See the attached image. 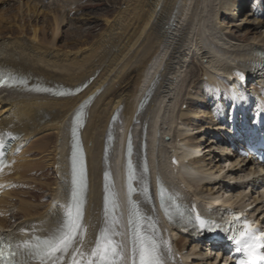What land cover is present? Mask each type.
<instances>
[{
	"label": "bare ground",
	"instance_id": "bare-ground-1",
	"mask_svg": "<svg viewBox=\"0 0 264 264\" xmlns=\"http://www.w3.org/2000/svg\"><path fill=\"white\" fill-rule=\"evenodd\" d=\"M44 1L0 0V67L25 81L0 101V131L13 137V164L0 173V233L22 227L43 238L56 227L70 200L73 116L89 97L80 131L86 170L84 232L79 252L66 256L63 264H72L73 257L86 264L102 229H109L106 234L122 245L123 264H133V206L144 229L155 230L165 264H177L176 254L186 264H210L191 234L169 222L161 204L165 197L171 203L193 199L202 211L208 205L248 208L263 225V171L234 156L216 155V109L195 113L201 106L207 110L204 105L213 99L204 100L201 86L194 85L197 66L187 73L183 68L186 60L197 57L206 65L200 78L207 84L216 77L225 81V74L241 69L248 83L259 85L255 91L264 99V0H252V7L247 0H120L93 41L87 39L93 27L82 40L78 35L84 32L78 29L65 35V47H59L64 37L59 26L73 7H82L80 0H47L48 5L69 8L68 13L60 7L46 9ZM3 4L10 8L1 9ZM223 14L236 19L244 34L225 30L218 22ZM228 83L244 97L245 88ZM61 91L70 95L53 96ZM220 102L226 107L225 100ZM172 158L179 166L171 165ZM55 166L51 185L35 177L44 167ZM9 170L13 172L6 174ZM35 186L48 188L47 206L35 204L34 196L22 189ZM220 187L242 192L226 199L227 191L219 194Z\"/></svg>",
	"mask_w": 264,
	"mask_h": 264
},
{
	"label": "snow or ice",
	"instance_id": "snow-or-ice-1",
	"mask_svg": "<svg viewBox=\"0 0 264 264\" xmlns=\"http://www.w3.org/2000/svg\"><path fill=\"white\" fill-rule=\"evenodd\" d=\"M23 83H25L23 79H17L15 76L9 75L5 78L0 75V87ZM0 147H3L2 143ZM83 187V177L77 178L74 166L70 200L62 210V214L59 215L56 227L45 237L37 236L31 240L25 238L14 241L11 236H0V264H29V261L38 262V264H60L66 256L79 252L84 232L82 224ZM165 214L171 218L167 208ZM179 215L184 218L183 213ZM195 219L203 225L204 221L199 215H196ZM234 219L240 220L239 217ZM129 223L132 233L133 264H137V261L138 264H165V254L155 237V230H145L137 220H130ZM108 231L109 229L101 230L96 245L90 253L91 258L87 259L86 264H123L122 245L112 240L111 236L106 234ZM229 239L236 244V251L244 253L246 259L242 264H264V233L251 228L246 219L243 226L233 229ZM72 264H81V262L73 257Z\"/></svg>",
	"mask_w": 264,
	"mask_h": 264
},
{
	"label": "rangeland",
	"instance_id": "rangeland-1",
	"mask_svg": "<svg viewBox=\"0 0 264 264\" xmlns=\"http://www.w3.org/2000/svg\"><path fill=\"white\" fill-rule=\"evenodd\" d=\"M120 0H80L79 1V3H80V5L82 6L80 9L77 7H73V12L71 13V14H68V17H65L66 19L63 21V24L62 25H60L59 26V32H64L63 33V35H64V37L63 38H61V39H59V47H65V46H67V44H68V42H67V36H65V35H68L67 33H70L72 36L73 35H75L74 33L75 32H77V30L79 29V31H82V32H84V34H80V35H78V37H79V40H82V39H84L83 37L85 36V35H87V33H90L89 32V30L93 27V30L91 31V33H90V35H88L87 36V39H88V41H93V37L94 36H96V35H99L100 34V32L102 31L103 32V30H104V24H103V20H104V18H111V16H112V14L114 13V10H115V8L117 7V2H119ZM247 2H248V4H251L252 6H253V2H252V0H247ZM48 4H51V2L50 1H44V3H43V5H46L47 6V8L46 9H51V7L52 8H59L60 9V11L61 12H66V13H68V11H69V8L67 9H65L64 10V8L62 7V6H59V7H56V5H48ZM3 5H5L6 6V8L7 9H9L10 8V4H3ZM3 5L1 6V9H6L5 8V6L3 7ZM12 5V4H11ZM50 6V7H49ZM251 6V7H252ZM9 7V8H8ZM72 8V7H71ZM105 10H109V13H108V15H106L105 13H103ZM105 14V15H104ZM99 16V17H98ZM107 16V17H106ZM87 17H89L90 19H91V21H86V19H87ZM93 18H94V20L97 18V20H95V22H92L93 21ZM76 19V20H75ZM237 20L235 19H230V18H228V16L227 15H225V14H223V15H221L219 18H218V22H219V24L222 26V27H224V29L225 30H230L231 32H234V33H240L241 35H243L244 34V29L241 27V26H238V27H236L235 25H239L237 22H236ZM235 26V27H234ZM63 28V29H62ZM73 31V32H72ZM258 32H261V31H263V29L262 28H260V29H258L257 30ZM49 32V31H48ZM85 32H86V34H85ZM101 32V33H102ZM50 33V32H49ZM66 33V34H65ZM67 43V44H66ZM61 44V45H60ZM187 61H188V63H187ZM204 62V61H203ZM186 64H187V68H186ZM185 67L183 68V70L185 71V73H187L188 72V70H189V68H195V66H197V70H198V74H197V76H198V80H195V83H194V85L195 86H197V87H200L201 86V88H200V90L202 91V93H204L203 92V90H206L207 92L206 93H204V95H206L207 93H208V90H210L211 88H213L212 86H209V84L210 83H205V81L203 82L202 80H201V76L203 75V72H204V70H205V68H206V65H205V68H204V66H203V64H201L200 62H199V60H198V58L197 57H192L191 59H189V60H186V62H185ZM181 77H184V73L182 74V76ZM201 80V81H200ZM213 81V80H212ZM198 82H199V84H198ZM251 82V81H250ZM198 85H197V84ZM200 83H202V84H200ZM212 83V82H211ZM206 84L208 85V86H206ZM230 85V84H229ZM189 85H187V87H188ZM191 86H193V84H191ZM208 87V89H204L205 87ZM187 89H191V87L190 88H187ZM213 89H215V88H213ZM227 89H228V86H227ZM246 89V88H245ZM246 91V90H245ZM220 93H217V94H215L214 95V98H217V96L219 95ZM205 98V97H204ZM208 98V100L209 101H211L212 99H213V101L211 102V103H206L205 105H204V107L206 108L207 107V110L206 109H203L202 108V106L200 107V108H198L197 109V111L195 112L196 114L198 113V112H200V113H198L200 116L203 114V111H205V114L206 113H214V110L216 109L217 110V107H215L214 109H212V110H209L208 108V106H210V105H218V101L215 99V101H217L215 104H214V98L213 97H211L210 95L207 97ZM207 98H205L204 100H207ZM222 101V100H221ZM224 101V100H223ZM220 103V102H219ZM222 103V102H221ZM202 111V112H201ZM208 116H209V114H207ZM214 116V115H213ZM205 116H203V118H204ZM203 121H204V119H202ZM203 123V122H202ZM194 125H196V124H194ZM192 128H196V126H192L191 127V129ZM190 129V130H191ZM189 133L190 134H193V133H191L190 131H189ZM199 139V138H198ZM201 143L202 142H200V144L199 145H201ZM50 146H51V144H50ZM36 155V154H35ZM35 155H33V156H35ZM217 166H219V167H223V165L222 164H219V165H217ZM227 168V167H226ZM226 168H224L223 170L225 171L226 170ZM45 170V171H44ZM43 174V175H42ZM36 176L35 177H37V179L40 181V182H42V183H45V184H47L48 183V185H51L52 183H54V180H55V178H54V176H53V173L51 172V168L50 167H44V169L42 170V172L41 171H38V173L37 174H35ZM200 177V176H199ZM195 179H196V177H195ZM42 188H45L46 189V191H47V197L49 198V199H47V198H45L44 199V197H45V194H44V190H42ZM223 189H221V187L218 189V191H219V194H221V192L223 193V191H222ZM243 190H244V188H243ZM24 191V190H23ZM27 191H29L30 193V195L29 196H34V199H33V202H35V204H39V203H41L40 201H43L42 202V207H44V206H47L48 205V203H49V201H50V196H49V192H48V188H46L45 186L44 187H42V186H35L34 187V189H32V188H28V190ZM256 192V191H255ZM230 193H225V195L226 196H228ZM223 196V197H225L226 199H235V197L234 196H236V195H234V194H232L233 195V197L232 196H229L228 198L226 197V196ZM30 199V198H29ZM28 199V200H29ZM207 200H210V198H206ZM32 199H30V201H31ZM46 200H48V202L47 203H44ZM14 212H15V210L13 211V210H11L9 213H10V215H12V214H14ZM20 218V217H19ZM190 247V246H189ZM189 247H188V249H189Z\"/></svg>",
	"mask_w": 264,
	"mask_h": 264
}]
</instances>
